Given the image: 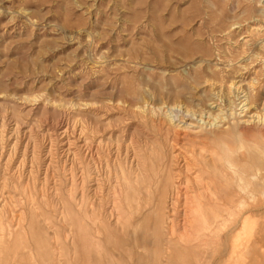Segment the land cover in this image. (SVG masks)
Returning a JSON list of instances; mask_svg holds the SVG:
<instances>
[{
  "label": "rangeland",
  "instance_id": "374dc122",
  "mask_svg": "<svg viewBox=\"0 0 264 264\" xmlns=\"http://www.w3.org/2000/svg\"><path fill=\"white\" fill-rule=\"evenodd\" d=\"M263 123L264 0H0V264H264Z\"/></svg>",
  "mask_w": 264,
  "mask_h": 264
},
{
  "label": "bare ground",
  "instance_id": "6f19581e",
  "mask_svg": "<svg viewBox=\"0 0 264 264\" xmlns=\"http://www.w3.org/2000/svg\"><path fill=\"white\" fill-rule=\"evenodd\" d=\"M209 103V102H208ZM231 103V102H230ZM228 104V103H227ZM221 107V106H220ZM169 108V114H171V118L170 119H172V120H177V121H183V123H188V125H190V126H195V124L197 123V122H199L200 121V119L202 120L203 119V117H202V114L203 113H195V111L194 110H191V109H189V108H180V107H178V105H176L175 107H168ZM198 110V109H197ZM202 110H203V108H202ZM220 110V109H219ZM245 110V112H246V109H244ZM207 112V111H206ZM241 112V111H240ZM222 113L224 114V112L222 111L221 112V115H222ZM225 114H226V112H225ZM227 115H229V114H227ZM243 115V114H242ZM225 116V115H224ZM253 116V115H252ZM197 117L199 118V120H197ZM218 117H220V115H219V113H218V111L217 112H214V113H212V112H207V121H206V123L207 124H209V126L211 127L212 125H214L215 124V119H217ZM226 117V116H225ZM242 117V116H241ZM221 118H222V116H221ZM228 118V117H227ZM253 118H254V116H253ZM256 118V117H255ZM212 119V120H211ZM246 119V118H245ZM248 119V118H247ZM197 120V121H196ZM211 120V121H210ZM221 120V119H220ZM240 120V119H239ZM238 120V121H239ZM249 120H251V119H249ZM217 121V120H216ZM252 121V120H251ZM194 122H196V123H194ZM222 122V121H221ZM253 122V121H252ZM186 123V124H187ZM217 123H220V121L219 122H217ZM239 123V122H238ZM244 123V122H243ZM200 124H202V123H200ZM200 124H198V125H200ZM203 124H204V122H203ZM240 124V123H239ZM242 124V123H241ZM256 124H258V123H256ZM264 124V123H263ZM187 125V126H188ZM217 125V124H216ZM222 125V124H221ZM223 125H225V124H223ZM176 126H178V125H176ZM218 126V125H217ZM200 127V126H199ZM213 127V126H212ZM225 128H226V125L224 126ZM229 127V126H228ZM181 128V127H180ZM188 128V127H187ZM201 128V127H200ZM206 128V127H205ZM217 127H214V129H216ZM207 129H208V127H207ZM209 129H211V128H209ZM213 129V130H214ZM224 129V128H223ZM183 130V129H182ZM213 130H212V132H213ZM218 130V129H217ZM184 131V130H183ZM210 131V130H209ZM208 131V132H209ZM218 131H220V129L218 130ZM223 131V130H222ZM194 132H196V130L194 131ZM216 132V131H215ZM217 133V132H216ZM223 133V132H222ZM194 149V148H193ZM231 149V148H230ZM177 153V152H176ZM214 153H216V152H214ZM215 155V154H214ZM132 156V155H131ZM216 156V155H215ZM199 157V156H198ZM220 158V157H219ZM212 159V158H211ZM215 159H217L216 157L215 158H213V160H215ZM172 160V159H171ZM183 160V159H182ZM197 161V160H196ZM199 163V162H198ZM215 163H216V160H215ZM214 163V164H215ZM217 164V163H216ZM205 166V165H204ZM171 167V166H170ZM200 167V166H199ZM201 167H202V165H201ZM211 167V166H210ZM209 167V168H210ZM227 167V166H226ZM185 168V167H184ZM203 168V167H202ZM201 168V169H202ZM207 168V167H206ZM229 168V167H228ZM228 168H226V169H228ZM216 169H217V167H216ZM203 170V169H202ZM178 171V170H177ZM179 172V171H178ZM174 173H175V171H174ZM177 173V172H176ZM226 173V172H225ZM224 173V174H225ZM219 174V173H218ZM233 175H234V172H233ZM195 176V175H194ZM199 176V175H198ZM226 176H227V174H226ZM235 176V175H234ZM175 178V177H174ZM177 178V177H176ZM176 178L174 179V180H176ZM178 178H179V175H178ZM193 178V177H192ZM191 178V179H192ZM198 178V177H197ZM234 178V177H233ZM208 179V178H207ZM193 180V179H192ZM195 180V179H194ZM204 180H206L205 178H204ZM220 180V179H219ZM198 181V180H197ZM208 181V180H207ZM127 182V181H126ZM186 182V181H185ZM195 182V181H194ZM193 182V183H194ZM175 183H176V181H175ZM186 183H188V182H186ZM190 183H191V181H190ZM200 183V182H199ZM198 183V184H199ZM208 183V182H207ZM218 183H219V181H218ZM181 184V183H180ZM185 184V183H184ZM195 184V183H194ZM206 184V183H205ZM209 184H210V182H209ZM211 184H213L212 182H211ZM219 184H221V182L219 183ZM223 184H225V183H223ZM176 185V184H175ZM174 185V186H175ZM178 185V184H177ZM189 185H191V184H189ZM193 185V184H192ZM227 185V184H226ZM183 187H184V185H182ZM181 186V187H182ZM194 186H196V185H194ZM203 186V185H202ZM208 186V185H207ZM213 186V185H212ZM234 186V185H233ZM188 187V186H187ZM197 187V186H196ZM199 187V186H198ZM223 187H224V185H223ZM235 187V186H234ZM206 188V187H205ZM204 188V189H205ZM214 188H216V187H214ZM175 189H176V187H175ZM174 189V190H175ZM235 190V189H234ZM237 190V189H236ZM178 191V190H177ZM191 191V190H190ZM202 191H204V190H202ZM192 192V191H191ZM223 192V191H222ZM193 193H195L194 191H193ZM170 194V193H169ZM183 194V193H182ZM189 194H190V192H189ZM210 194V193H209ZM218 194V193H217ZM231 194H232V192H231ZM188 195V194H187ZM194 195V194H193ZM200 195H202V194H200ZM205 195V194H204ZM203 195V196H204ZM224 195V194H223ZM235 195V194H234ZM192 196V195H191ZM222 196V195H221ZM229 196V195H228ZM231 196V195H230ZM196 197V196H195ZM209 197V196H208ZM194 198V197H193ZM202 198V197H201ZM222 198H224V197H222ZM240 198V197H239ZM238 198V199H239ZM189 199V198H188ZM187 199V200H188ZM192 199V198H191ZM207 199V198H206ZM215 199V198H214ZM213 199V200H214ZM195 200H196V198H195ZM233 200H234V198H233ZM203 201V200H202ZM212 201V200H211ZM238 201V200H237ZM172 202V201H171ZM185 202V201H184ZM219 202H222V201H219ZM218 202V203H219ZM201 203V202H200ZM212 203H215L214 201L212 202ZM195 204V203H194ZM222 204V203H221ZM172 205H174L173 204V202H172ZM199 205V204H198ZM198 205H197V207H195V209H194V215H193V218L192 219H190L191 220V224H193L192 225V228H194L193 226H197V224H194V223H197L200 219H201V215H200V209H199V207H198ZM186 206H187V204H186ZM229 206V205H228ZM250 206V205H249ZM233 207V206H232ZM231 208V207H230ZM189 209V208H188ZM193 209V208H192ZM185 210H187V209H185ZM244 211H246V210H244ZM193 212V211H192ZM248 212V211H247ZM235 213H236V211H235ZM228 214V213H227ZM224 215V214H223ZM186 216V215H185ZM184 216V214H183V217H185ZM232 217H233V215H232ZM187 218V217H186ZM185 218V219H186ZM239 218V217H238ZM185 219H182V220H185ZM188 219V218H187ZM237 219V218H236ZM170 220V219H169ZM181 220V221H182ZM189 220V219H188ZM189 220V221H190ZM212 220V219H211ZM225 220V219H224ZM221 221V220H220ZM226 221H228V219H226ZM229 222V221H228ZM234 222V221H233ZM233 222H232V224H233ZM241 222V221H240ZM182 223V222H181ZM209 223V222H208ZM223 223V222H222ZM234 223H237L236 221L234 222ZM184 224H186L185 222H184ZM216 224V223H215ZM219 224V223H218ZM183 225V224H182ZM189 225H190V223H189ZM213 227V226H212ZM216 227V226H215ZM214 227V228H215ZM225 227H227V226H225ZM225 227H224V230H225ZM182 228V227H181ZM187 228H189V227H187ZM197 229H198V226L196 227ZM234 228H235V226H234ZM186 229V228H185ZM184 229V230H185ZM182 230H183V228H182ZM187 230V229H186ZM190 230V229H189ZM171 231V230H170ZM219 231H220V228H219ZM232 231V230H231ZM235 231V230H234ZM186 232V231H185ZM184 232V233H185ZM230 233V232H229ZM232 233V232H231ZM180 234V233H179ZM210 235V234H209ZM214 235V234H213ZM184 236V235H183ZM216 236V235H215ZM179 237V236H178ZM208 237V236H207ZM179 238H181V236L179 237ZM179 238H178V240H179ZM184 238V237H183ZM210 238V237H209ZM215 238V237H214ZM227 238H229V237H227ZM201 240H202V238H201ZM198 243V242H197ZM195 244V243H194ZM185 245V244H184ZM198 245V244H197ZM196 246V245H195ZM168 247H169V245H168ZM186 247V246H185ZM171 249V248H170ZM185 249H187V248H185ZM211 249V248H210ZM220 249V248H219ZM173 250V249H172ZM171 250V251H172ZM225 250V249H224ZM188 251V250H187ZM219 251H221V250H219ZM210 252V251H209ZM171 253V252H170ZM174 253V252H173ZM225 263H226V260H225ZM224 263V264H225Z\"/></svg>",
  "mask_w": 264,
  "mask_h": 264
},
{
  "label": "crops",
  "instance_id": "0c3cea01",
  "mask_svg": "<svg viewBox=\"0 0 264 264\" xmlns=\"http://www.w3.org/2000/svg\"><path fill=\"white\" fill-rule=\"evenodd\" d=\"M229 249V247H228ZM228 251V250H227ZM228 253V252H227ZM227 253H225L224 257L227 255ZM246 253H243V252H238V253H234V257H230V258H225V259H222L223 260V264L225 263V260H226V263L225 264H243V263H238V258L239 257H243V255H245Z\"/></svg>",
  "mask_w": 264,
  "mask_h": 264
}]
</instances>
